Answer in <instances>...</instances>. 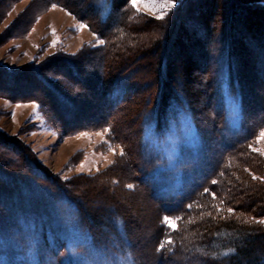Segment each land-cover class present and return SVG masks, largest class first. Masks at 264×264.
Listing matches in <instances>:
<instances>
[{"label":"rangeland","instance_id":"374dc122","mask_svg":"<svg viewBox=\"0 0 264 264\" xmlns=\"http://www.w3.org/2000/svg\"><path fill=\"white\" fill-rule=\"evenodd\" d=\"M160 2L161 0H157L154 11L153 0H138L137 11L132 8L129 0L122 10L126 16L125 30L133 35L124 32L120 33V37L133 48L151 47L171 37L170 48L174 45V48H178L174 49L175 53H178L183 45L181 51H184L183 56L186 58L182 60L191 59L196 65L191 73L187 72L188 75L180 73L174 68V51L166 48L156 52V55L153 52L148 53L144 61L136 60L135 65L144 62L141 65L145 66L143 65V70H139L136 75V72L132 73L130 79L138 76L143 81L138 96L151 100L157 92H152V87L162 84L165 74H161V70L158 71L160 66L157 64L152 62L149 66L145 62L160 59L164 55L168 58L169 64L173 66L168 71L169 91L175 94L180 90L186 92L193 98L194 107L198 111L201 110L199 114L195 109V118L203 129V139H200L211 149V153L208 151L207 154L211 159L214 155L215 160L220 156L228 157V170L223 174L219 172L217 184L212 183V189H215V198L212 194L214 212L223 217L222 214L226 212L228 215V208L233 207L231 215L237 216V203L226 204L225 194L220 187L216 188V185L219 186L224 180L230 182V186L234 188L245 175L250 180L264 185V155L261 154L264 153V136L261 135L264 132V48L257 42L261 37L258 34L263 33L264 25L261 24V31L258 30L259 26L254 27L253 31L242 27L247 17V22L251 25L261 23L264 20V9H255L257 14H243L241 10L237 14L235 5L226 0L221 18L223 20L225 17L223 21L226 26L220 29V35L215 32L216 36L214 34L215 38L212 40V45L217 50L223 47L219 40H228L229 56L235 64L247 96V118L251 122L252 133L232 154V151L222 152L221 144L224 142L220 141V130L222 126L228 125L231 132L234 124L240 119V114L237 104L232 106L229 103L225 116L216 115L212 111L208 100V84L213 75L212 70H216L217 64H212L204 55L200 57L201 52L206 49L207 40L204 36H199V33L195 35L187 27L183 29L184 32H180L183 34L175 32L176 34L171 36L169 28L173 23L172 16L185 0H175L174 7L167 15L163 19H156V16L160 15ZM52 5L49 0H0V71L16 72L25 67L40 70L38 74L41 79H46L57 92L75 101L78 122L81 124L85 121L88 127L75 131L59 124L62 111L58 108L54 92L44 88L40 78L37 79L32 74L23 76L24 82L17 83L13 91L22 96L40 97L44 102L13 100L0 96V138L6 140V148H0V173L6 176L0 178V192L17 199L18 205L21 203L28 215L38 213L40 216V225L47 231L45 234L50 254L48 255L44 247L41 248L43 264H56V257L51 249H54L56 254L59 253L56 256L63 264H168L166 261L171 258L169 256L172 253L170 244L163 249H157L167 238L173 240L175 236L172 234L176 231L169 228L163 218L168 216L172 219L178 231L182 223L174 215L162 211L137 182L133 144L135 141L131 139L134 124L132 129H129L127 120L119 121L121 112L116 118H104L98 123L95 122L101 117L102 107L98 93L100 87L97 85V78L101 77V57L104 48L111 45V41L108 42L105 37L92 31L85 22L79 21L67 10ZM190 7L192 8V5ZM196 9L194 5V9H191L192 15ZM191 14L182 18L184 24ZM81 24L85 27L81 28ZM178 34L183 35L181 41ZM97 38L104 39L105 43H96ZM53 40L57 41L55 46L51 44ZM195 40L199 41L200 46L193 44ZM225 44L227 45V41ZM60 57L73 59L79 64L85 85L80 86L66 67L53 64L54 60ZM156 75L157 81V77L154 78ZM11 88L8 82L0 80V93L4 96L14 93ZM149 105V108L152 107V104ZM124 107H127V103L120 109ZM106 128L109 129L107 133L104 132ZM136 128L138 122L134 129ZM171 129L166 142L164 141V144L169 141L171 143L169 146L172 150L167 151L165 148L168 157L173 151L175 157L181 156L185 159V150L190 147L199 146L201 151L199 136L189 115H179L177 123L175 121ZM13 146L22 151V158L12 155ZM110 148L115 150V154ZM122 150L124 154L120 155ZM205 150L202 152V158L208 156ZM188 161L197 164L192 162V159ZM172 162L173 159L166 160L168 170L164 171L165 176L159 173V176L156 175L158 179L155 180L161 179L168 184L170 181H163L165 178L162 177H175L170 170L169 163ZM195 171L197 173V166ZM18 172L22 174L21 179L17 175ZM253 176L258 179H253ZM148 180V177L144 178V181ZM128 185L132 187L129 188ZM159 188L160 184H156V190ZM51 190L58 193L54 194ZM65 192L71 194L76 203H80L83 212L75 209L69 200L63 199ZM9 195L5 198L10 197ZM6 203V207L8 205L10 208L15 205L8 201ZM217 208L220 211H217ZM121 210L124 211V216L127 215V218L123 219L127 232L126 235L115 236L106 229L105 216L107 211L123 214ZM87 215L93 217L92 222ZM259 221H264V218ZM83 223L92 227V235L85 233ZM38 236L36 234L32 239H25L26 247L22 260L26 259V264L35 263V245L40 243ZM61 240L63 246L59 248ZM187 249L189 250V247Z\"/></svg>","mask_w":264,"mask_h":264},{"label":"trees","instance_id":"16d2710c","mask_svg":"<svg viewBox=\"0 0 264 264\" xmlns=\"http://www.w3.org/2000/svg\"><path fill=\"white\" fill-rule=\"evenodd\" d=\"M128 1L78 0L75 2L72 0H49L50 3H55V5L67 10L79 21L85 22L92 31L105 37L108 42L111 41V45L104 48V54L101 57L102 70L101 77L97 78L99 79L97 82L99 84L97 85L100 87L98 93L100 94L102 107L100 110L101 117L95 122L98 123L104 118H116L120 112L119 121L124 122L127 120L129 129H132L133 124L135 128L138 122V128L132 129L133 138H131L135 141L133 144H135L136 159L134 161L136 163L137 182L146 190L148 196L152 198L162 211L174 215L175 218L180 217L179 221L182 223L179 231L175 229L176 232L172 234L175 238L170 244L172 253L169 257L171 258L166 262L168 264H264V223L259 221V219L264 218V185L250 180L246 175L242 177L240 183L234 188L232 185L230 186V182L223 180L219 186L216 185V188L220 187L222 193L225 194L224 201L226 204L237 203V206L235 205L237 209L235 210H238L239 214L237 216L234 214L226 215L225 212L222 214L223 217H220L214 212L212 194L215 189H212V181L217 180L218 182L219 172L223 174L228 170V167H226L228 166V157L220 156L215 160L214 155L211 159L207 154L208 151L211 153V149L207 147L205 141L200 139V137L203 139L204 134L202 127L196 122L195 114L198 110L194 107L193 98H190L191 96L182 90L177 91L176 94L173 91H169L168 84L170 79H168V71L173 66L169 64L165 55L160 59L155 58V61L147 60L145 62L149 66L152 62L157 64L160 66L158 71L161 70V74L163 72L165 74L164 82L152 87V92L157 91L155 96L151 100L138 96L140 95L139 90L143 85V81L138 76L133 79L130 78L132 73L136 72V75L139 70H143V65L145 66V64L141 65L144 62H138L135 65V61L143 60L144 57L148 56V53L153 52L155 54L166 48L169 49L171 37L170 39L157 42L151 47H129L125 43V39L120 37V33L125 32L128 34V31L125 30L126 16L122 10ZM225 1L188 0L187 2L185 0L183 4L179 5L178 10L174 12L172 16L173 23L169 28V32L172 36L175 32H184L183 29L187 27L195 35L199 33V36H204L207 40L206 49L201 52L202 55L200 57L204 55L209 58L212 64L213 62L217 64L216 70H212L213 75L208 84L210 86L208 88V100L212 111L216 115L225 116L229 103L232 106L237 104L238 114H240V119L234 124L231 132H229L230 127L228 125L222 126L219 136L220 141L224 142L221 144L222 152L232 151L231 153L234 154L233 152L236 151L237 147L242 145L251 135L252 125H250L251 122L247 118V96L245 91H243L245 89L236 72L235 64H233L234 62L228 53V40H224V38L219 40V44L221 45L222 43L223 47L218 50L212 45V40L216 36L215 32L220 35V29L226 26L225 17H223L224 21L221 20ZM227 1L229 4L235 5L237 14L240 13V10L243 14L248 12L257 14L255 9H264V0ZM250 4L252 5L249 6ZM191 5L192 8L190 7ZM194 5L197 9L196 11L194 10L195 14L192 15L191 9H194ZM190 14L191 17L189 19L186 18V23L184 24L182 18L187 17V15L190 16ZM247 20L248 17L245 18V24H242L243 28H249L253 31L255 30L253 29L254 27L259 26L258 30H262L261 24L264 25V20L261 23H253L255 26L251 25ZM262 32H259L258 36L261 35V37H259L257 42L264 48V28ZM180 34L178 36L181 37V41L183 35ZM128 35H133V33ZM129 37L127 38L129 39ZM225 41H227V45ZM195 43L200 44L197 40L193 44L196 45ZM183 48L182 45L178 53H175L174 49L178 48H174L173 45L170 50L175 53H173L176 61L174 68L180 73L188 75L187 72L191 73L196 63L191 59L182 60V58H186V56H183L185 54L183 53L184 51H181ZM178 55L180 57H177ZM54 61L53 64L57 63L60 67H66L72 78L80 86L85 85V78L81 76L82 71L77 62L65 57L56 58ZM39 71L34 67H25L16 72L2 70L0 71V80L4 83L8 82L12 86L11 91H13L14 87L18 85L17 83L22 84L24 82L23 76L32 74L34 77L41 79L38 74ZM72 78L71 80H73ZM157 79L158 77L155 78L156 81ZM40 82L44 85V88L53 91V95H56L58 108L62 111V119L58 121L59 124H64L68 130L75 131L80 130L82 127H88L85 121L79 124V119L75 114L77 108L75 101L57 92L46 79L42 78ZM151 82H153V78H151ZM3 86L6 87L5 84ZM0 96L13 100L44 102V99L40 97L22 96L17 94V92L12 93L11 96H4L0 93ZM126 103L127 107L120 109ZM149 104H152V107L149 108ZM200 111H198L199 114L201 113ZM185 114L192 118L199 136L200 146L203 149L200 147V151L199 146L186 149L185 159L181 156L175 157L173 151L168 157L167 151L172 150L169 146L171 143L170 141L169 143H164L169 135L171 125L175 121L177 123L179 115L185 116ZM5 142L4 138H0V146H2L0 148L4 146L6 148ZM11 149L14 157L22 158L20 149L14 146ZM203 150L208 155L205 158H202L204 157ZM161 159H163V162H161ZM168 159L170 161L173 159V162L169 163V165L175 177H162L165 178L163 181H170L166 184L161 179L159 181L155 179H158L156 175L159 173L164 175V171L168 170L166 163ZM188 159H192V162L197 164H192ZM156 162L161 163L156 164ZM196 166L197 173L195 171ZM17 175L21 179L22 174L20 175L18 172ZM4 177L6 178L0 173V178ZM146 177L149 178L148 182L144 181ZM156 184H160L161 188L156 190ZM206 188L209 189L207 193L204 191ZM52 192L54 194L58 193L56 190ZM3 193L0 192V264H26V259L25 261L22 260L26 247L25 239H32V236L36 234L39 235L40 243L35 245L36 257L34 264H43L41 256L43 249L41 248L44 247L48 255L50 254L47 248V234H45L47 231L40 225V216L38 213L28 215L23 210V205L21 203L18 205L17 199L15 200L9 194ZM64 194L67 197L63 198L62 196L63 199L69 200L75 209L83 212L80 208V203L78 201L76 203L71 198V194L66 192ZM156 194L160 196L158 197ZM6 195L10 197L7 196L8 198H5ZM6 201L10 202L11 205L12 203L15 204L17 207L15 205L11 206V208L8 205L6 207ZM120 212H123V214L116 211H107L105 216L106 229L111 234H115V236L127 232L125 229L126 223L123 222L127 215L125 217L124 211L121 210ZM86 217L89 218L90 215ZM92 218H89L91 222ZM83 229L85 233H92V227L86 225V223H83ZM54 235L57 237L56 234ZM54 239L56 242L58 241L57 238L54 237ZM62 246L63 240H61L59 248ZM188 247L189 250L187 249ZM53 250L51 249L56 257V264H63L61 261L59 262V257L56 256L59 253L57 252L56 254V251Z\"/></svg>","mask_w":264,"mask_h":264},{"label":"snow or ice","instance_id":"6c2138e0","mask_svg":"<svg viewBox=\"0 0 264 264\" xmlns=\"http://www.w3.org/2000/svg\"><path fill=\"white\" fill-rule=\"evenodd\" d=\"M156 3H157V0H153V10H154V11L156 10V9H155V5H156ZM130 4H131L132 8L137 9V11L139 10V9H138V0H130ZM174 4H175V0H161V2L159 3L160 15L156 16V19H163L164 16L167 15V13H168V12L174 7ZM52 6L55 7V6H56L55 3H53ZM146 6H147V5H146ZM80 27L83 28V27H85V25L81 24ZM95 35H96V33H94V36H95ZM56 43H57L56 40H53V41L51 42L52 46H55ZM96 43H98V44H104V43H105V40H104V39H99V38H97ZM34 110H35V105H34ZM108 131H109V129H107V128L104 129V132H105V133H107ZM261 135L264 136V132H262ZM102 143H107V142H106V141H102ZM109 147H110V146H109ZM249 147H251V145H249ZM110 150H112V151L114 152V154H115V150H114V149H111V148H110ZM253 150H254V151H259L258 149H253ZM123 154H124V153H123V150H122L121 153H120V155H123ZM261 154L264 155V153H261ZM253 179H258V177L253 176ZM212 183H216V181H212ZM127 187L131 188L132 185H128ZM204 191H205V193H207V192H209V189L206 188ZM213 198H215V193H213ZM221 203H223V201H221ZM189 207H191V205H189ZM217 211H220V209L217 208ZM232 212H233V209H232V208H228V213L231 214ZM176 219L179 220L180 217H177ZM163 220H164L165 224H166L169 228L175 230V228H176V223H174L172 219H170L168 216H165V217L163 218ZM260 222H261V223H264V221H260ZM171 243H172V240H171V238L169 237V238H167L165 241H163V242L158 246V249H157V250L163 249V248L166 247V245H169V244H171Z\"/></svg>","mask_w":264,"mask_h":264}]
</instances>
